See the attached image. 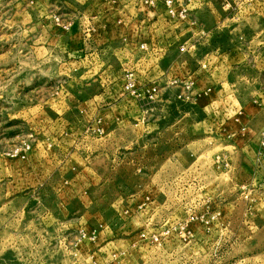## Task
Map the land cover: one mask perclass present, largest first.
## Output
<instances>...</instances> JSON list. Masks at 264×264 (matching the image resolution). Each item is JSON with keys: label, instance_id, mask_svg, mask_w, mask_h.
Returning <instances> with one entry per match:
<instances>
[{"label": "rangeland", "instance_id": "1", "mask_svg": "<svg viewBox=\"0 0 264 264\" xmlns=\"http://www.w3.org/2000/svg\"><path fill=\"white\" fill-rule=\"evenodd\" d=\"M155 2L0 0V264H264V0Z\"/></svg>", "mask_w": 264, "mask_h": 264}, {"label": "built area", "instance_id": "2", "mask_svg": "<svg viewBox=\"0 0 264 264\" xmlns=\"http://www.w3.org/2000/svg\"><path fill=\"white\" fill-rule=\"evenodd\" d=\"M164 6L167 9V12L170 16H182V17H190V10L184 5V3L182 4H177L176 2H178V0H162ZM140 3H146V4H152L154 5L156 2L155 0H140ZM81 21L79 22L80 27H82V35L86 38L91 36L92 34H94L96 32V29L94 28V22H93V18L91 16H85L82 15L81 16ZM79 20V18H77V21ZM55 22L57 25L61 26L63 29H69L70 28V24L65 22L64 20H62L59 15L54 16L53 20H51V22ZM84 38V39H85ZM140 49H144L145 45L143 43H141L139 45ZM185 47L184 46H180V51H184ZM131 76L132 73L126 71L124 73V79L127 80H131ZM190 219H194V215L192 214L190 216Z\"/></svg>", "mask_w": 264, "mask_h": 264}]
</instances>
